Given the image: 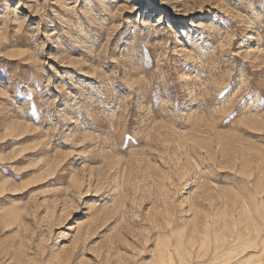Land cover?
<instances>
[{
    "label": "rangeland",
    "instance_id": "374dc122",
    "mask_svg": "<svg viewBox=\"0 0 264 264\" xmlns=\"http://www.w3.org/2000/svg\"><path fill=\"white\" fill-rule=\"evenodd\" d=\"M217 124L227 131L239 124L245 135L217 144L209 132ZM97 128L105 143L118 145L106 161H143L149 147L182 161L178 170L191 185L179 211L196 224L216 219L217 206L236 196L215 186L193 153L236 168L241 179L252 171L233 159L254 157L264 142V0H0V207L15 204L13 214L24 213L29 226L33 215L47 217L51 243L41 237L40 245L62 253L56 264L77 256L129 264L134 255L116 251L120 212L128 209L73 212L58 185L64 169L81 162L63 153L79 151L83 133ZM77 171L70 186L83 187L90 169ZM141 209L147 219L160 218L159 208ZM17 234L14 247L32 248L21 224L3 231L0 252ZM254 243L240 260L264 264V249ZM191 258L202 264L195 251ZM20 259L31 261L34 252Z\"/></svg>",
    "mask_w": 264,
    "mask_h": 264
},
{
    "label": "clouds",
    "instance_id": "9594fccd",
    "mask_svg": "<svg viewBox=\"0 0 264 264\" xmlns=\"http://www.w3.org/2000/svg\"><path fill=\"white\" fill-rule=\"evenodd\" d=\"M209 132L217 144L225 135H245L239 124L231 131L217 124ZM105 135L100 128L95 129V134L84 132L77 145L79 151L63 153L75 156L81 162L78 167L69 165L64 169L58 176L64 178L63 182L58 185L62 186V196L65 195L63 190H67L66 195L73 205V212L95 215L113 207L128 209L120 212L121 234L115 237V243L119 256H128V250L134 254L129 264H159L161 250L167 257L165 264H194L191 258L194 251L195 259L202 264H229L228 257L238 261V264H248L246 260H240V257L250 246H255L254 242L258 241L264 249V142L256 145L258 152L254 157L250 158L247 152H243L238 159H233V164L252 168L243 179L236 168L223 166L219 159L210 161L199 155L198 151L193 153L202 161L198 167L205 173L210 171L209 179L215 186L230 190L236 196L230 204L221 202L217 206L216 219H202L196 224L195 221L189 222L186 211H179L184 206L182 202L187 199L185 192L191 185L187 175L178 170L182 161L174 157L164 158L165 153H156L150 147L144 149L147 155L143 161H133L119 155L116 157L119 164L106 161L104 157L109 152H117L118 145L105 143ZM56 139L63 141L60 136ZM210 164L215 167L209 169ZM81 167L90 169L86 184L83 187L70 186V179L80 174L77 169ZM92 171L97 175L92 176ZM57 178L54 184H57ZM85 196L91 199L85 200ZM142 204L150 205L153 211L159 208L160 218L147 219L141 209ZM16 207L15 204L7 208L0 207V229L6 231L23 224L30 234L27 242L35 243L28 249H22L20 245L14 247L10 242L18 240L19 235L9 236L0 252V264H56L57 255L62 253H57L55 248L45 250L40 245L41 237L45 244L51 243L44 230L47 217L33 215L29 226L21 220L24 213L13 214ZM48 215H51L50 211ZM64 216L72 219L66 212ZM73 223H79V218ZM3 231H0V236ZM149 245H155V248ZM27 252H34V259L21 260L20 256ZM144 255H154L156 259H141ZM72 264L91 262L77 256Z\"/></svg>",
    "mask_w": 264,
    "mask_h": 264
},
{
    "label": "bare ground",
    "instance_id": "6f19581e",
    "mask_svg": "<svg viewBox=\"0 0 264 264\" xmlns=\"http://www.w3.org/2000/svg\"><path fill=\"white\" fill-rule=\"evenodd\" d=\"M8 129V128H7ZM11 131V130H10ZM9 131V132H10ZM15 131V130H14ZM164 254V253H163ZM251 255V254H250ZM249 255V256H250ZM248 258V257H247ZM166 259H167V257L165 256V255H162V257L159 259V264H165V261H166ZM245 259V258H244ZM194 260V259H193ZM241 260H243V259H241ZM247 261V260H246ZM250 261V260H249ZM254 262V261H253ZM252 262V263H253ZM196 264H198V263H196ZM237 264V263H236ZM251 264V263H250Z\"/></svg>",
    "mask_w": 264,
    "mask_h": 264
},
{
    "label": "snow or ice",
    "instance_id": "6c2138e0",
    "mask_svg": "<svg viewBox=\"0 0 264 264\" xmlns=\"http://www.w3.org/2000/svg\"><path fill=\"white\" fill-rule=\"evenodd\" d=\"M224 100H227V96L224 97ZM224 101L221 100L220 103H223ZM241 107H243V105H241Z\"/></svg>",
    "mask_w": 264,
    "mask_h": 264
}]
</instances>
